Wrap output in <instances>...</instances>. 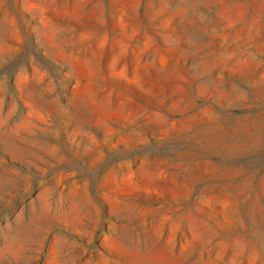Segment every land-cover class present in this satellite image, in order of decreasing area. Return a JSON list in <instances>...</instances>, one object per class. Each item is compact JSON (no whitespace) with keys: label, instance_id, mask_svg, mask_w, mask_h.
I'll use <instances>...</instances> for the list:
<instances>
[{"label":"rangeland","instance_id":"rangeland-1","mask_svg":"<svg viewBox=\"0 0 264 264\" xmlns=\"http://www.w3.org/2000/svg\"><path fill=\"white\" fill-rule=\"evenodd\" d=\"M0 264H264V0H0Z\"/></svg>","mask_w":264,"mask_h":264}]
</instances>
